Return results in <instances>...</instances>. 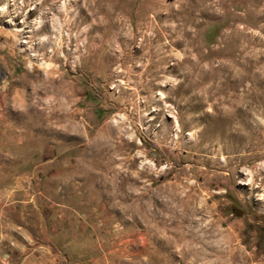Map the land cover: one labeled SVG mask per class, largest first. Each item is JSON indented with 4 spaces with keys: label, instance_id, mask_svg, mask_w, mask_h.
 Here are the masks:
<instances>
[{
    "label": "rangeland",
    "instance_id": "374dc122",
    "mask_svg": "<svg viewBox=\"0 0 264 264\" xmlns=\"http://www.w3.org/2000/svg\"><path fill=\"white\" fill-rule=\"evenodd\" d=\"M0 264H264V0H0Z\"/></svg>",
    "mask_w": 264,
    "mask_h": 264
},
{
    "label": "bare ground",
    "instance_id": "6f19581e",
    "mask_svg": "<svg viewBox=\"0 0 264 264\" xmlns=\"http://www.w3.org/2000/svg\"><path fill=\"white\" fill-rule=\"evenodd\" d=\"M160 49V48H159ZM161 51V50H160ZM159 53V52H158Z\"/></svg>",
    "mask_w": 264,
    "mask_h": 264
}]
</instances>
